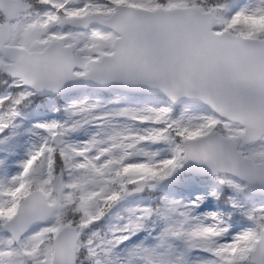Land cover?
<instances>
[{
    "label": "snow or ice",
    "instance_id": "1",
    "mask_svg": "<svg viewBox=\"0 0 264 264\" xmlns=\"http://www.w3.org/2000/svg\"><path fill=\"white\" fill-rule=\"evenodd\" d=\"M0 264H264V0H0Z\"/></svg>",
    "mask_w": 264,
    "mask_h": 264
}]
</instances>
